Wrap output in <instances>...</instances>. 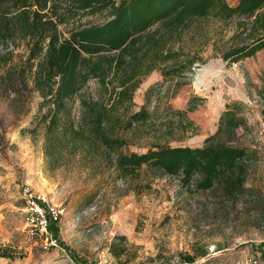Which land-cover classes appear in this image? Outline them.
I'll list each match as a JSON object with an SVG mask.
<instances>
[{"label": "rangeland", "instance_id": "1", "mask_svg": "<svg viewBox=\"0 0 264 264\" xmlns=\"http://www.w3.org/2000/svg\"><path fill=\"white\" fill-rule=\"evenodd\" d=\"M237 24V18L197 20L178 42L198 53L192 70L183 78L151 71L136 89L132 106L139 109L146 90L154 86L147 105L150 111L155 107L152 126L171 145L200 146L217 129L225 104L244 101L245 123L236 129V142L247 149L248 172L245 192L235 200H222L212 190H189L178 178L146 167L131 180L64 149L47 155L35 118L39 97L30 82L24 86L20 76L8 72L19 55L0 67V244L11 254L0 256V264H181L179 254L193 253V246L209 253L184 264H248L256 256L264 260V92L258 93L264 84V49L237 62L224 60L222 52L236 41ZM85 91L97 96V81L91 79ZM192 95L203 101L188 113L196 132L185 133L177 129V117L167 106L184 109ZM80 113L76 98L73 114L78 118ZM127 135L144 143L152 133ZM135 184L140 193L133 190ZM26 188L62 210L55 245H47L28 226ZM117 234L130 244L121 259L108 248ZM134 252L136 257L125 262Z\"/></svg>", "mask_w": 264, "mask_h": 264}, {"label": "trees", "instance_id": "2", "mask_svg": "<svg viewBox=\"0 0 264 264\" xmlns=\"http://www.w3.org/2000/svg\"><path fill=\"white\" fill-rule=\"evenodd\" d=\"M89 16L103 19L83 21ZM205 18H237L236 41L222 52L224 60L237 62L264 49V0H0V67L19 55L8 72L20 76L24 86L30 82L39 97L35 118L47 155L64 149L131 180L146 167L178 178L189 190H212L222 200H235L245 192L248 172L247 149L236 142V129L245 123L244 101L225 104L217 129L200 146L171 145L152 126L155 107L150 111L147 105L154 86L146 90L139 109H132L134 93L151 71L183 78L192 70L198 53L178 42ZM91 79L99 85L97 96L85 91ZM263 92L264 84L258 88ZM76 98L78 118L73 114ZM202 101L192 95L184 109L167 106L177 117V129L196 132L188 113ZM132 132L152 136L137 143L128 138ZM133 190L140 193L137 184ZM56 226L50 224L57 241ZM129 245L125 235L117 234L108 248L121 259ZM208 253L193 246V253L179 254L180 263H193ZM9 255L0 244V256ZM135 257L136 252L124 261Z\"/></svg>", "mask_w": 264, "mask_h": 264}, {"label": "built area", "instance_id": "3", "mask_svg": "<svg viewBox=\"0 0 264 264\" xmlns=\"http://www.w3.org/2000/svg\"><path fill=\"white\" fill-rule=\"evenodd\" d=\"M25 220L32 231L44 236L47 245H55L56 239L50 231L52 222H59L62 210L54 204L45 202L42 196L26 188L23 191ZM248 264H264L259 256L252 257Z\"/></svg>", "mask_w": 264, "mask_h": 264}, {"label": "bare ground", "instance_id": "4", "mask_svg": "<svg viewBox=\"0 0 264 264\" xmlns=\"http://www.w3.org/2000/svg\"><path fill=\"white\" fill-rule=\"evenodd\" d=\"M200 72V71H199ZM201 84V78H198L197 79V85H200Z\"/></svg>", "mask_w": 264, "mask_h": 264}, {"label": "water", "instance_id": "5", "mask_svg": "<svg viewBox=\"0 0 264 264\" xmlns=\"http://www.w3.org/2000/svg\"><path fill=\"white\" fill-rule=\"evenodd\" d=\"M200 74H197V77H199Z\"/></svg>", "mask_w": 264, "mask_h": 264}]
</instances>
